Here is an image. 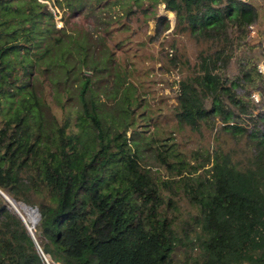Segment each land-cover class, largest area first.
<instances>
[{
    "label": "trees",
    "instance_id": "obj_1",
    "mask_svg": "<svg viewBox=\"0 0 264 264\" xmlns=\"http://www.w3.org/2000/svg\"><path fill=\"white\" fill-rule=\"evenodd\" d=\"M65 2L72 11L85 5ZM164 4L175 14L176 33L206 43L179 81L175 116L199 134L202 127L215 131L209 149L185 156L162 141L169 137L151 135L146 145L162 174L138 161L135 132L130 152L132 120L118 132L104 126L92 80L104 67L78 68L89 48L76 39L69 40L76 46L71 64V44L58 39L59 63L65 77L78 78L81 105L61 119L51 114L32 77L51 52L42 43L53 13L40 0H0V188L41 213L34 238L0 193V264H47L46 255L53 264H264V107L254 112L251 98L257 91L264 104V72L252 54L258 43L247 35L258 6ZM165 24L167 17L157 16V29Z\"/></svg>",
    "mask_w": 264,
    "mask_h": 264
},
{
    "label": "rangeland",
    "instance_id": "obj_2",
    "mask_svg": "<svg viewBox=\"0 0 264 264\" xmlns=\"http://www.w3.org/2000/svg\"><path fill=\"white\" fill-rule=\"evenodd\" d=\"M40 1L47 3V8L53 13V17L47 16L45 20L51 34H46L42 43L43 48L48 43L51 52L40 60V68L35 70L32 81L37 94L44 96L51 114L61 119L67 108L81 105L76 96L78 78L74 75L65 77L59 63L61 43L58 39L61 38L63 44H71L70 64L76 60V46L73 47L69 40L76 39L89 48L85 64L79 63L78 68L91 72L94 64L104 67L97 68L92 75V80H95L93 87L98 99L103 102L101 121L109 130L117 132L128 119L134 122L127 132L128 142L130 152H135L136 144L130 138L135 132L134 137L142 148L138 159L142 166L164 174L157 164L155 149L146 145L145 140L151 135L157 140L169 137L162 141L171 144V148L179 149L183 156L210 148L215 129L202 127L199 134L192 131L188 124L179 123L175 116L179 81L192 73L193 64L198 61L206 43L174 31L175 14L165 7L164 0H83L84 7L75 11L67 7L65 0ZM253 1L260 16L247 35L251 43H258L252 54L259 60L258 64L264 72V0ZM159 15L167 17L169 28L165 24L157 29ZM69 93L71 98H68ZM251 98L257 106L254 112L263 109L262 96L257 91L251 92ZM127 109L129 112L134 109L135 112L130 118ZM50 117L48 115V119ZM1 120L2 114L0 124ZM140 129L147 131L143 135ZM169 151L167 147V153ZM198 176L199 173H195L189 178L196 179ZM183 206L196 212L185 201ZM17 207L35 227L39 221L35 210L28 205ZM9 208L16 212L11 205ZM45 261L53 264L49 255H46Z\"/></svg>",
    "mask_w": 264,
    "mask_h": 264
},
{
    "label": "water",
    "instance_id": "obj_3",
    "mask_svg": "<svg viewBox=\"0 0 264 264\" xmlns=\"http://www.w3.org/2000/svg\"><path fill=\"white\" fill-rule=\"evenodd\" d=\"M0 193L5 197V199H6L10 204L12 203V200L15 201L14 198H12L9 194H7L6 192H4L1 188H0ZM25 204H27V205H28L29 207H31L32 209L38 211V215H39L38 220H39V219L41 218V213H40V211H39L38 206H32V205H30L29 203H25ZM16 212H17V213L22 217V219L25 221L26 225H27L28 228H29V231L31 232V235L35 238V233H34V231H33V227H34V226H29L28 223L26 222L25 218L20 214V212L17 211V210H16Z\"/></svg>",
    "mask_w": 264,
    "mask_h": 264
},
{
    "label": "bare ground",
    "instance_id": "obj_4",
    "mask_svg": "<svg viewBox=\"0 0 264 264\" xmlns=\"http://www.w3.org/2000/svg\"><path fill=\"white\" fill-rule=\"evenodd\" d=\"M20 203H23V202H20ZM23 204H25V203H23ZM15 210H17V211H19V209H18V207H17V203H16V201H13L12 200V203L10 204ZM27 205V204H26ZM31 208V207H30ZM32 209V208H31ZM34 210V209H33ZM20 212V211H19ZM28 212V211H27ZM35 213L38 215V211L37 210H35ZM20 214L23 216V214L20 212ZM24 217V216H23ZM38 217H39V215H38ZM25 218V217H24ZM26 220V219H25ZM26 222H27V220H26Z\"/></svg>",
    "mask_w": 264,
    "mask_h": 264
},
{
    "label": "built area",
    "instance_id": "obj_5",
    "mask_svg": "<svg viewBox=\"0 0 264 264\" xmlns=\"http://www.w3.org/2000/svg\"><path fill=\"white\" fill-rule=\"evenodd\" d=\"M251 27V26H250ZM250 29H252V28H250ZM260 67V66H259ZM260 69L262 70V68L260 67ZM46 257V256H45Z\"/></svg>",
    "mask_w": 264,
    "mask_h": 264
}]
</instances>
